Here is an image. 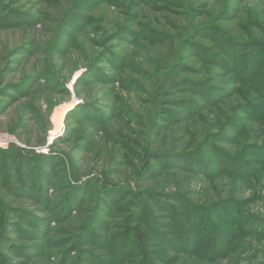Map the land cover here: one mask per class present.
Returning <instances> with one entry per match:
<instances>
[{
	"label": "rangeland",
	"instance_id": "obj_1",
	"mask_svg": "<svg viewBox=\"0 0 264 264\" xmlns=\"http://www.w3.org/2000/svg\"><path fill=\"white\" fill-rule=\"evenodd\" d=\"M4 140L0 264H264V0H0Z\"/></svg>",
	"mask_w": 264,
	"mask_h": 264
},
{
	"label": "trees",
	"instance_id": "obj_2",
	"mask_svg": "<svg viewBox=\"0 0 264 264\" xmlns=\"http://www.w3.org/2000/svg\"><path fill=\"white\" fill-rule=\"evenodd\" d=\"M76 107H77V105H75L71 110H73ZM71 110H69V111H71ZM0 149H2V148L0 147ZM134 235H135L136 240L139 241L141 244H143L145 242L146 237L144 235V232L140 228H135L134 229Z\"/></svg>",
	"mask_w": 264,
	"mask_h": 264
},
{
	"label": "bare ground",
	"instance_id": "obj_3",
	"mask_svg": "<svg viewBox=\"0 0 264 264\" xmlns=\"http://www.w3.org/2000/svg\"><path fill=\"white\" fill-rule=\"evenodd\" d=\"M74 101L73 102H71V103H67V104H65V106H63V107H65V108H67V110H69V108L71 107H74Z\"/></svg>",
	"mask_w": 264,
	"mask_h": 264
},
{
	"label": "built area",
	"instance_id": "obj_4",
	"mask_svg": "<svg viewBox=\"0 0 264 264\" xmlns=\"http://www.w3.org/2000/svg\"><path fill=\"white\" fill-rule=\"evenodd\" d=\"M8 143V141L4 140L3 142L0 141V146H6V144Z\"/></svg>",
	"mask_w": 264,
	"mask_h": 264
}]
</instances>
